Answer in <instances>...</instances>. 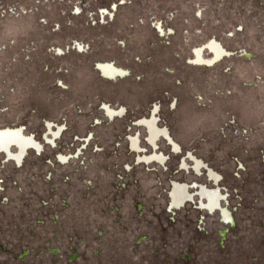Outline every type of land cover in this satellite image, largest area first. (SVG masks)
I'll return each instance as SVG.
<instances>
[{"label":"rangeland","instance_id":"1","mask_svg":"<svg viewBox=\"0 0 264 264\" xmlns=\"http://www.w3.org/2000/svg\"><path fill=\"white\" fill-rule=\"evenodd\" d=\"M3 128L40 152L0 153V264H264V0H0ZM188 153L231 221L169 209L172 182L214 185Z\"/></svg>","mask_w":264,"mask_h":264},{"label":"flooded vegetation","instance_id":"2","mask_svg":"<svg viewBox=\"0 0 264 264\" xmlns=\"http://www.w3.org/2000/svg\"><path fill=\"white\" fill-rule=\"evenodd\" d=\"M207 49L211 51L212 58L205 61L201 57L200 51H195V61L198 63H208L212 64L216 61H219L224 56V51L222 48L215 42H210L207 44ZM97 68L99 73L106 79L114 80L116 78H122L123 76L127 75V72L119 67H116L113 63L106 62V63H98ZM103 111L109 118H113L114 116H122L125 112L123 108L114 109L109 105L103 104L102 105ZM139 124L145 126L148 134V142L151 147L156 146V141L158 138H164L170 145V147L175 151L178 152L179 147L172 142V139L168 136L165 129H160L157 126V119L155 118V112L153 111L148 118L142 119L139 121ZM52 124L47 123L46 127L48 130L52 127ZM10 129V130H21V128H3ZM0 129V130H3ZM18 132H11V134L2 133L0 134V153L4 154L7 159H12L15 163L20 164L23 156L25 155L27 149L31 148L37 152H40V146L32 140L31 137H26L28 139L21 138ZM53 135V134H52ZM24 136V135H23ZM55 136V135H53ZM17 144L19 147H27L26 149H16L14 152L10 151V145ZM16 146V145H15ZM35 148V149H34ZM131 148L135 151L139 150L137 140L131 139ZM156 148V147H155ZM155 148L153 149L154 153ZM157 154V153H156ZM161 155V154H157ZM149 156L144 157L145 161H158L163 163L165 158L161 156ZM190 156L192 167L188 168L184 161L181 163V169H192L195 172V175H201L200 171H204L203 174L206 173V177L209 178V181H212L214 185L208 188L205 184H184V183H177L172 182L171 185V192H170V206L169 209H177L183 206L185 203L194 204L195 208L198 210H205L209 213L217 212L219 217L223 221H231L230 213L226 207H224L221 201L225 200V196L219 187L218 175L213 172L211 169L206 167L203 162L198 161L191 153L187 154ZM64 159V158H63Z\"/></svg>","mask_w":264,"mask_h":264},{"label":"bare ground","instance_id":"3","mask_svg":"<svg viewBox=\"0 0 264 264\" xmlns=\"http://www.w3.org/2000/svg\"><path fill=\"white\" fill-rule=\"evenodd\" d=\"M97 70H98V68H97ZM18 132L17 134L21 137V138H25V139H28V138H26L25 136H23V134H22V132H21V130H10V129H3V130H0V134H2V133H6V134H11V132ZM16 145V146H15ZM29 145H27V147H28ZM11 147H14V148H18V149H26L27 147H19L17 144H12V145H10V147L9 148H11ZM1 149V148H0Z\"/></svg>","mask_w":264,"mask_h":264},{"label":"water","instance_id":"4","mask_svg":"<svg viewBox=\"0 0 264 264\" xmlns=\"http://www.w3.org/2000/svg\"><path fill=\"white\" fill-rule=\"evenodd\" d=\"M97 69V68H96Z\"/></svg>","mask_w":264,"mask_h":264}]
</instances>
